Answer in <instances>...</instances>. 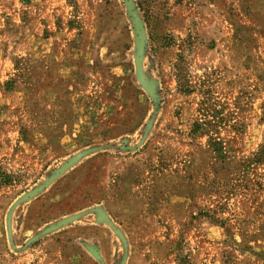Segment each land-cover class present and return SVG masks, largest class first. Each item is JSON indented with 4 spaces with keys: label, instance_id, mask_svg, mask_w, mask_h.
I'll list each match as a JSON object with an SVG mask.
<instances>
[{
    "label": "rangeland",
    "instance_id": "obj_1",
    "mask_svg": "<svg viewBox=\"0 0 264 264\" xmlns=\"http://www.w3.org/2000/svg\"><path fill=\"white\" fill-rule=\"evenodd\" d=\"M138 1L0 0V264H264V0Z\"/></svg>",
    "mask_w": 264,
    "mask_h": 264
},
{
    "label": "trees",
    "instance_id": "obj_2",
    "mask_svg": "<svg viewBox=\"0 0 264 264\" xmlns=\"http://www.w3.org/2000/svg\"><path fill=\"white\" fill-rule=\"evenodd\" d=\"M148 2H149V0H140V1H138V7L140 9H142V7L145 6L146 4H148ZM197 129H198V125L196 124V125H194L191 133L195 135L197 133ZM8 183H9V180H7L6 178H2V180L0 181V185H7Z\"/></svg>",
    "mask_w": 264,
    "mask_h": 264
}]
</instances>
